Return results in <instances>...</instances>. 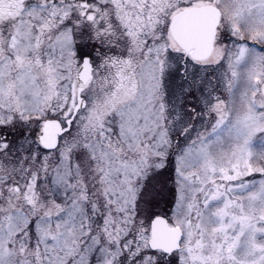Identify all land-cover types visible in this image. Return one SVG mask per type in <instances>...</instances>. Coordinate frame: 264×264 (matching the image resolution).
Returning a JSON list of instances; mask_svg holds the SVG:
<instances>
[{"label": "snow or ice", "instance_id": "obj_1", "mask_svg": "<svg viewBox=\"0 0 264 264\" xmlns=\"http://www.w3.org/2000/svg\"><path fill=\"white\" fill-rule=\"evenodd\" d=\"M0 264H264V0H0Z\"/></svg>", "mask_w": 264, "mask_h": 264}]
</instances>
